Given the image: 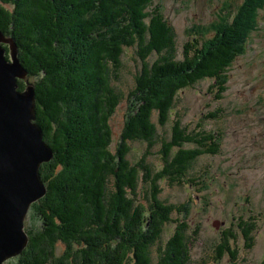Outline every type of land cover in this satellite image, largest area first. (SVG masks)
<instances>
[{
  "label": "trees",
  "instance_id": "obj_1",
  "mask_svg": "<svg viewBox=\"0 0 264 264\" xmlns=\"http://www.w3.org/2000/svg\"><path fill=\"white\" fill-rule=\"evenodd\" d=\"M155 2L0 0V29L18 44L35 87L37 121L53 149L40 168L47 192L32 204L29 243L15 264H189L187 205L164 199L161 181L197 184L196 162L219 153L221 136L203 121L191 129L179 114L171 117L179 93L201 80L214 79L217 96L224 94L228 68L264 0L245 1L231 17L221 16L228 17L221 29L187 42L182 58L175 29ZM127 47L136 49L141 66L112 150L111 118L124 95L116 80ZM134 141L159 147V170L146 154L130 160ZM171 222L174 231L163 242ZM253 229L242 223L248 248ZM230 236L218 244V258L236 255Z\"/></svg>",
  "mask_w": 264,
  "mask_h": 264
},
{
  "label": "rangeland",
  "instance_id": "obj_2",
  "mask_svg": "<svg viewBox=\"0 0 264 264\" xmlns=\"http://www.w3.org/2000/svg\"><path fill=\"white\" fill-rule=\"evenodd\" d=\"M245 1L248 0H156L155 4H160L165 18L174 27L178 57L182 58L187 42L210 39L221 29L223 19L231 17ZM223 15L227 16L220 20ZM122 61L116 83L124 95L111 118L112 150L121 138L127 96L141 66L134 47L126 48ZM228 74L227 90L221 97L217 96L214 79L201 80L182 90L171 117L173 120L179 114L183 124L191 129L203 121L202 125L221 136L219 153L203 155L196 162L195 167L202 170L196 176L201 179L197 184L185 181L170 186L161 181L164 199L187 205L184 215L189 224V264H259L264 258V6ZM21 80L26 85V79ZM131 148L132 162L146 154L155 170L161 168L158 146L149 148L143 141H134ZM143 190L144 184L140 191ZM33 213L31 206L26 229ZM244 222L254 226L252 248L247 247L248 239L242 230ZM174 227L173 222L166 226L163 242L172 235ZM232 233L234 237L230 236ZM224 235L230 236L228 240L236 250L233 257L229 251L217 257V246ZM64 247L59 242L57 253ZM19 255L5 264H15Z\"/></svg>",
  "mask_w": 264,
  "mask_h": 264
},
{
  "label": "water",
  "instance_id": "obj_3",
  "mask_svg": "<svg viewBox=\"0 0 264 264\" xmlns=\"http://www.w3.org/2000/svg\"><path fill=\"white\" fill-rule=\"evenodd\" d=\"M21 79H26L23 89ZM52 156L18 44L0 29V264L29 243L25 220L32 204L47 192L40 168Z\"/></svg>",
  "mask_w": 264,
  "mask_h": 264
}]
</instances>
